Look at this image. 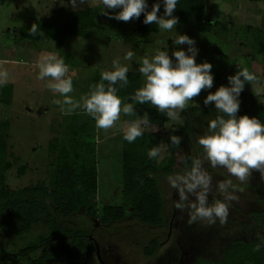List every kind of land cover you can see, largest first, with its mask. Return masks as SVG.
I'll list each match as a JSON object with an SVG mask.
<instances>
[{
	"label": "rangeland",
	"instance_id": "obj_1",
	"mask_svg": "<svg viewBox=\"0 0 264 264\" xmlns=\"http://www.w3.org/2000/svg\"><path fill=\"white\" fill-rule=\"evenodd\" d=\"M96 7L103 10L101 0H83V3H78L76 7H72L70 0H0V61H4L0 68L7 71L10 83L0 88V134L9 136L11 150L19 157L18 160L15 159L16 162L11 169L0 173V186H25L47 177L57 155L49 143L54 142L56 138L59 147L68 148L71 152V160H74L75 155L70 145L75 135L68 125L71 122L75 125L86 124L89 126L88 133H95L98 205L124 204L122 129L130 122L123 120L121 112L120 119L111 128L97 129L94 119L82 109L68 112V106L65 105L62 111L61 104L56 101H62L63 98L58 93H52L46 87L44 80L37 79L36 63L42 40L27 41L20 37L21 27L47 19L56 11L91 10ZM108 11H119V9ZM205 16L209 20L219 22L210 32H200L193 26L179 22L176 30L173 29L171 32L159 30L154 33H144L137 30L138 19L133 18L125 22L105 15L97 19L92 26L88 32L91 36L87 34L88 36L81 38L69 37L60 54V58H67L66 64L70 65L68 72L72 76L73 92L69 95L74 100H79L91 90L95 85V72L111 69L112 60L116 57L121 59L122 64H127L129 70L138 71V61L145 55H153L157 48L163 50L168 47L171 55L175 47L172 44V37L177 33L194 38L199 49L197 63L205 61L212 63L213 88L202 90L194 97L189 106L179 113L177 120L168 118L164 125L160 126L159 160L169 155L165 139L172 131L183 127L186 137L182 147L175 152L176 163L173 171L157 175L159 187L165 198L164 214L167 220L173 218L178 194L169 187L166 177L173 173H183L181 166L186 152L196 153L197 161L209 170L213 177L214 193L216 182L226 177V173L221 169L214 170L209 167L201 150L202 146L196 142L197 137L205 133L208 120L217 115L209 116L202 112L203 100L208 91H215L219 86L227 85V77L234 75L238 70L236 64L247 67L255 73L258 77V85H262L264 91V50L258 45L259 37L264 35V0H206ZM46 41L50 42V40ZM179 47L186 49L187 45ZM128 50L135 53L132 61L123 60L124 53ZM47 51L52 52L48 48ZM74 51H77L76 55L73 54ZM31 67L33 71H30ZM252 88L254 86L246 83L242 93H247ZM262 91L258 92L263 94ZM121 99L123 106L124 100ZM258 101L264 102V98L260 97ZM212 104L214 105V102ZM193 107H198L199 112H194ZM240 109H243L242 103ZM72 112L77 113L74 118L76 121H72L73 118L70 117ZM5 121L9 122L4 124ZM141 126L145 130L153 128L151 124ZM85 134V132L80 133L82 136ZM78 153L79 151L76 155L78 158H75L76 162L82 160ZM24 163H27V169L21 175L19 167ZM228 178L232 179L236 186L233 193L236 199L229 202L231 205L229 215L223 224L217 221L216 224L208 226L197 222L190 226L186 222L187 210L182 213L177 209L167 235L168 225L161 227L146 225L137 218L130 206L125 207L126 215L121 221L102 224L100 220L90 217L85 210H80L66 223L71 225L77 222L79 223L76 224L77 227H86L98 241L101 255L109 264H193L200 257H219L229 239L257 236L264 240V227L258 226L247 214H240L234 210L235 205L242 206L245 211L264 206V179L256 170H253L243 182L235 177ZM215 194L217 197L220 196L219 193ZM211 199L210 195L209 200ZM46 229L41 222L26 236L7 237L0 233V264L6 253L19 251L23 245L34 241L36 235ZM216 232L218 234L221 232L222 236L215 237L213 241ZM155 236H158L163 243L156 254L146 255L144 248ZM38 253L39 250L26 256L11 254L6 264H31ZM82 264H102L97 246L92 240Z\"/></svg>",
	"mask_w": 264,
	"mask_h": 264
},
{
	"label": "trees",
	"instance_id": "obj_2",
	"mask_svg": "<svg viewBox=\"0 0 264 264\" xmlns=\"http://www.w3.org/2000/svg\"><path fill=\"white\" fill-rule=\"evenodd\" d=\"M256 1V0H253ZM149 10L155 0H148ZM206 0H178L174 13L179 22L195 27L200 32H210L218 21L209 20L205 16ZM101 8L91 10L76 9L70 12L56 11L47 19L24 25L20 29L21 39H55L57 47L63 48L67 39L72 36L84 37L88 34L97 19L105 17ZM163 7H161V13ZM160 13H158L159 15ZM143 14L137 21V30L144 33L158 32L155 24L145 25L142 23ZM36 24L43 36H32L29 30ZM258 45L264 50V35L259 37ZM111 70V69H107ZM102 71L95 72V84L100 82ZM129 83L121 88L118 95L123 98V103H132L133 115H125L123 120L132 122L147 116L148 124L153 128L145 130L135 142L128 143L123 140L122 134V196L124 204L98 205V170L95 149V133H88L89 126L86 124L75 125L72 122L68 128L73 130L74 138L70 147L73 149L74 160H71V152L68 148L59 147L58 138L50 142L49 146L57 155L52 162V170L47 177L35 183L25 186L11 187L0 186V233L7 237H21L30 234L41 222L47 228L39 232L34 241L23 245L19 251L6 253L2 264H6L10 255H29L39 250L38 256L31 264H80L84 261L90 241L89 231L85 227H77L75 222L69 225L67 220L85 210L94 219L102 223L121 221L125 218V207L133 208L137 218L144 224L159 226L167 224L164 216L165 198L159 187L157 175L171 173L176 163L177 152L185 141L184 128L177 129L165 139L169 155L163 159H149L147 151L152 147H158L160 152L161 131L168 117L160 113L157 108L147 102L135 103L129 97L143 83L142 75L135 70L128 72ZM107 83V82H105ZM8 84H10L8 82ZM262 85L255 84L247 93H241L240 99L243 109L239 115L248 114L255 116L264 122V102L258 98H264ZM10 88V85H8ZM119 87V82H117ZM7 89V88H6ZM264 92V91H262ZM194 112H199L198 107H193ZM203 114L216 115L214 105H204ZM76 114L72 112V121H76ZM9 121H5L7 124ZM85 132L84 136L80 135ZM2 133V132H1ZM180 137L179 145L171 143V136ZM80 146V147H79ZM79 151L80 162H76ZM19 157L11 150L9 136L0 134V173H5L12 168ZM76 158V159H75ZM16 159V160H15ZM193 160H197L194 152L188 151L183 156L182 172L191 168ZM27 163L19 167V174H24ZM264 200V199H263ZM252 218L259 226H264V208L251 212ZM259 246V251L256 250ZM160 242L153 238L144 248L146 255H154L158 252ZM19 252V253H18ZM204 264H264V240L238 239L231 242L223 251L220 259H205Z\"/></svg>",
	"mask_w": 264,
	"mask_h": 264
},
{
	"label": "clouds",
	"instance_id": "obj_3",
	"mask_svg": "<svg viewBox=\"0 0 264 264\" xmlns=\"http://www.w3.org/2000/svg\"><path fill=\"white\" fill-rule=\"evenodd\" d=\"M72 7L83 3V0H70ZM103 11L118 21L139 19L143 14L142 23L155 24L161 32L176 30L179 18L174 15L178 0H155L149 10L148 0H101ZM161 7L163 12L161 13ZM119 11H108L116 10ZM158 13H160L158 15ZM30 35L43 36V31L33 24L29 30ZM177 33V32H176ZM175 46L169 54L168 47L156 49L153 55H145L138 61V72L143 77V83L138 87L130 99L135 103L147 102L150 106L166 114L170 120H177L179 113L186 109L193 98L202 90H210L214 85L213 65L210 62L197 63L199 49L194 38L187 34H176L172 37ZM187 45V48H180ZM134 51L124 53V61H132ZM4 61H0L2 65ZM237 65L234 75L227 77V85L219 86L215 91H208L203 100L204 105H211L217 115L209 119L203 135L197 137V144L202 146L204 158L211 169H221L226 177L216 182L215 193L212 191V175L197 160L186 172L169 174L166 179L171 189L178 194L175 207L183 213L187 210V224L197 222L208 226L219 221L225 223L229 215V202L236 199L233 194L236 186L232 179L245 181L253 170L260 173L264 179V122L248 114L239 115L241 106V93L245 85L258 84V77L247 67ZM37 79L46 81V87L53 93H58L63 99L57 100L63 106H68L67 111L82 109L95 121L97 129H109L119 119L121 112L125 115L134 114L132 103H123L117 94L119 89L127 87L129 83V67L122 64L116 57L112 60L111 70L101 72L100 82L92 86L91 90L74 100L70 93L73 92V81L66 76L68 65L64 59L55 55L43 56L38 62ZM107 82V83H105ZM119 82V87H117ZM8 83V73L0 68V88ZM148 124L147 116L128 123L122 129L123 140L133 143L144 134L145 128L141 125ZM171 143L179 145L180 137L171 136ZM160 155L158 147L147 151L149 159H157ZM211 195L212 199L209 200ZM194 197V199H191ZM259 251V246L256 248Z\"/></svg>",
	"mask_w": 264,
	"mask_h": 264
},
{
	"label": "flooded vegetation",
	"instance_id": "obj_4",
	"mask_svg": "<svg viewBox=\"0 0 264 264\" xmlns=\"http://www.w3.org/2000/svg\"><path fill=\"white\" fill-rule=\"evenodd\" d=\"M184 173V172H183ZM263 201V200H262ZM263 203H264V201H263ZM231 205H229V207H230ZM264 208V206L263 207H261V208H252V209H249L248 211H245L243 208H242V206H239V205H235L234 206V210H236L238 213H244V214H247L249 217H250V219L252 220V221H254L258 226H259V224H258V222L256 221V220H254L253 218H252V214H251V212L253 211V210H255V211H259V210H261V209H263ZM177 208L174 206V215H176L177 214ZM174 215H173V218L172 219H169V220H167L166 219V217H165V220H166V222H167V224H165V225H162V226H166V225H168V231L166 232L167 233V235H168V232H169V229H170V226H172V223L174 222ZM164 216H165V214H164ZM94 219V218H93ZM96 220H99V219H96ZM101 222V221H100ZM110 222H112V221H110ZM110 222H108V223H110ZM102 223V222H101ZM108 223H102V224H108ZM94 224H97V223H95L94 222ZM155 227H161V225H159V226H155ZM260 227H264V226H260ZM91 233V232H90ZM89 233V238H90V241H89V243H88V248H87V253H88V250H89V247H90V243H91V240L93 241V243H94V245L95 246H97V251H98V256H99V258H100V261L102 262V264H109L107 261H105L104 260V258L102 257V255H101V250L99 249V243H98V241L96 240V238L95 237H93L91 234ZM220 236H222V234H221V232H219V234L216 232L215 233V235L213 236V241H215V237H218V238H220ZM154 238H156V239H158L159 240V242H160V246H161V244L163 243V241L162 240H160L159 238H158V236H155ZM256 238H258L257 236H252V238H247V237H241V238H234V239H229L228 240V242L224 245V247H223V249H222V251H221V256H219V257H211V256H205V257H200V258H198L193 264H204V263H202L201 261L202 260H205V259H209V258H212V259H220V258H222L223 257V251H224V249L231 243V242H233V241H235V240H238V239H245V240H253V239H256ZM153 239V238H152ZM151 240V239H150ZM165 240V239H164ZM87 253H86V255H87ZM86 257V256H85ZM84 260H85V258H84ZM84 262V261H83ZM82 262V263H83ZM82 263H80V264H82Z\"/></svg>",
	"mask_w": 264,
	"mask_h": 264
},
{
	"label": "crops",
	"instance_id": "obj_5",
	"mask_svg": "<svg viewBox=\"0 0 264 264\" xmlns=\"http://www.w3.org/2000/svg\"><path fill=\"white\" fill-rule=\"evenodd\" d=\"M175 15V14H174ZM176 16V15H175ZM90 31V30H89ZM89 35V34H88ZM87 35V36H88ZM89 36H91V34L89 35ZM23 40H25V39H23ZM27 41H33V40H36V39H26ZM40 40H42V45H39L40 47H39V56L37 57V62L43 57V56H47V55H55L57 58H60V54L63 52V50H64V47L63 48H61V49H59L58 47H57V43H56V40L55 39H45V38H42V39H40ZM46 40H50V42H48V41H46ZM65 44H67V43H65ZM79 47H81L82 46V44H81V40H79ZM46 46H48L47 48L48 49H51L52 50V52L51 53H48V51H47V48H46ZM62 50V51H61ZM75 52H77V51H74L73 52V54L74 55H76L75 54ZM78 52H80V50L78 51ZM84 52H86V51H84ZM90 52H92L91 54H93V51L91 50ZM79 55V54H78ZM92 57H93V55H92ZM64 59V61H65V63H67V58H63ZM10 60H12V59H10ZM16 61V60H15ZM35 62V61H34ZM34 62H32V63H34ZM36 65H37V63H36ZM67 65V64H66ZM33 67H31L30 68V71H33V69H32ZM69 68H70V65H68V71H69ZM37 70V73H38V70L39 69H36ZM77 69H75V71H76ZM66 74H68V76L69 77H72L71 75H69V72H67ZM77 74H79V73H77ZM78 77V76H77ZM82 79V77L80 78V80ZM78 80V79H77ZM45 83H46V81H45ZM52 92V91H51ZM53 93V92H52Z\"/></svg>",
	"mask_w": 264,
	"mask_h": 264
}]
</instances>
